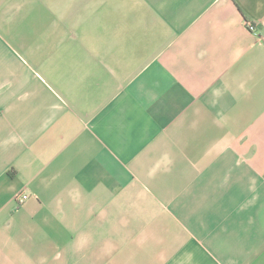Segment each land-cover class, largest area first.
Wrapping results in <instances>:
<instances>
[{
  "label": "crops",
  "instance_id": "0c3cea01",
  "mask_svg": "<svg viewBox=\"0 0 264 264\" xmlns=\"http://www.w3.org/2000/svg\"><path fill=\"white\" fill-rule=\"evenodd\" d=\"M0 264H264V0H0Z\"/></svg>",
  "mask_w": 264,
  "mask_h": 264
},
{
  "label": "built area",
  "instance_id": "2783aa9c",
  "mask_svg": "<svg viewBox=\"0 0 264 264\" xmlns=\"http://www.w3.org/2000/svg\"><path fill=\"white\" fill-rule=\"evenodd\" d=\"M251 29H254V27L251 26ZM27 198H28V196H27V195H24V196H22L21 199H19V202L21 203V202H23L24 200H26Z\"/></svg>",
  "mask_w": 264,
  "mask_h": 264
}]
</instances>
